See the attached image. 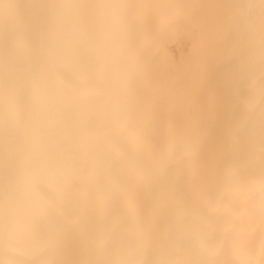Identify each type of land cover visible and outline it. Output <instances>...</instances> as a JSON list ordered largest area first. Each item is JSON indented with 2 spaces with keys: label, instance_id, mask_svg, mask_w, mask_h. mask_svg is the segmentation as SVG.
I'll return each mask as SVG.
<instances>
[{
  "label": "snow or ice",
  "instance_id": "snow-or-ice-1",
  "mask_svg": "<svg viewBox=\"0 0 264 264\" xmlns=\"http://www.w3.org/2000/svg\"><path fill=\"white\" fill-rule=\"evenodd\" d=\"M27 7L33 12L25 17L15 0H0L6 67L20 49L21 38L35 44L44 35L50 41L52 58L40 65L42 80L52 74L64 81L66 89L76 88L77 82L61 73L67 65L101 92L116 91L123 82L126 92L142 103L149 93H163L165 85L159 79L153 46L147 39L158 26L136 13L145 5L42 0ZM163 7L179 11L164 17L159 26L190 33L194 47L204 54L195 69L201 91L211 75L220 95L219 103H214L220 142L215 162L204 164L200 160L202 132L191 135L186 142L188 159L197 171L192 190L175 205L184 208L185 214L177 216L173 207L158 209L116 200L111 195L100 202L77 196L83 200L81 210L69 212L66 204L75 188L50 187L56 174L54 166L35 159L25 149L23 135L10 127L13 82L6 78L0 264H231L216 257L245 215L246 210L231 193L246 179L251 180L255 172L257 111L259 174L264 185V0ZM89 9L115 13L106 18V23L119 57V81L113 78L108 65L87 53V18L64 14L67 10ZM203 9H215L216 13L206 17ZM28 54L36 59L35 47ZM143 111L147 112L146 106ZM18 119L23 121V116ZM171 159L170 154L162 153L161 168L165 169ZM259 223L264 250V204ZM20 238L27 243H18ZM69 248L82 258H70ZM181 253L187 258H178ZM154 254L160 258H150ZM112 256L121 258H109Z\"/></svg>",
  "mask_w": 264,
  "mask_h": 264
},
{
  "label": "bare ground",
  "instance_id": "bare-ground-1",
  "mask_svg": "<svg viewBox=\"0 0 264 264\" xmlns=\"http://www.w3.org/2000/svg\"><path fill=\"white\" fill-rule=\"evenodd\" d=\"M21 5L22 16H29L33 9L27 5L42 0H15ZM56 3H130L145 5L136 9L142 18L151 20L158 27L147 35L153 46L159 79L164 83L163 93H149L143 102L126 92L121 82L116 91L101 92L92 87L88 78L71 71L64 65L63 75L77 82L74 89H66L62 79L50 74L40 77V65L51 59L50 41L44 35L35 44L22 39L17 54L5 65L3 22L0 21V206L3 204L4 178V125L5 79L13 82L9 111L10 127L23 135L25 149L38 160L52 164L55 175L52 188H75L66 207L71 213L81 210L83 197L98 202L106 195L116 200L135 201L155 208L173 207L177 216L185 209L175 207L177 202L193 188L196 167L187 156V139L202 132L204 143L200 160L204 164L215 162L220 151L214 103L220 95L215 79L209 76L203 86L197 82L195 69L203 52L194 47L191 34L160 27V21L173 10L164 5L199 3L224 4L230 0H54ZM206 17L215 15V9H203ZM73 17L85 16L84 30L88 34L87 53L108 65L115 80H120L119 57L107 31L106 18L115 13L89 9L67 10ZM259 45V22L256 27ZM35 47L36 59L29 56ZM258 77V74H257ZM147 107V112L143 107ZM23 116V121L18 116ZM259 112L257 122V162L251 180L246 179L231 193L235 202L246 211L235 232L230 233L226 245L221 246L217 259L231 264H264L261 247L259 212L264 204V185L259 174ZM134 129L135 131H129ZM162 153L172 159L162 169ZM113 164L116 165L113 168ZM131 178L125 180V178ZM219 244V237H217ZM18 243L27 242L20 238ZM70 258H82L69 248ZM3 257H0L2 259ZM109 258L117 259L119 256ZM150 258H160L154 254ZM178 258H187L181 253Z\"/></svg>",
  "mask_w": 264,
  "mask_h": 264
}]
</instances>
